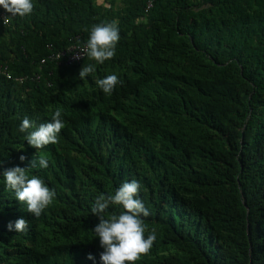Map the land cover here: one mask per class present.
Here are the masks:
<instances>
[{"label":"trees","instance_id":"1","mask_svg":"<svg viewBox=\"0 0 264 264\" xmlns=\"http://www.w3.org/2000/svg\"><path fill=\"white\" fill-rule=\"evenodd\" d=\"M117 1L2 9L0 63L12 79L0 75V173L24 167L56 197L35 217L0 174V264H93L88 254L101 264L91 204L133 179L150 212L145 235L156 232L135 264H264V0H155L147 13V0ZM111 21L115 54L84 79L88 56L50 58ZM109 74L120 83L106 95L95 80ZM57 109L58 142L29 146L20 120L39 125ZM18 218L26 230L8 231Z\"/></svg>","mask_w":264,"mask_h":264},{"label":"clouds","instance_id":"2","mask_svg":"<svg viewBox=\"0 0 264 264\" xmlns=\"http://www.w3.org/2000/svg\"><path fill=\"white\" fill-rule=\"evenodd\" d=\"M33 3L34 0H0V9L10 16L23 17L32 13ZM119 39V28L116 21L91 26L88 39L83 49L79 51L86 52L88 58L95 63L82 66L79 77L84 79L95 71L96 65L110 60L115 54ZM119 83L116 74H109L95 80L96 87L106 95H111ZM63 127L61 112L57 109L53 112L50 121L39 125H36L28 116H24L20 120L19 131L27 133L24 139L29 146L40 149L50 143L56 144ZM19 159L23 161L25 157L21 155ZM38 166L41 169L47 168L48 160L40 156ZM30 167H37V163L31 161ZM25 169L16 165L0 174L3 176L5 188L14 194L18 202L26 205L30 214L39 217L42 211L54 201L56 192L40 176L29 177ZM140 190L141 185L133 179L123 182L114 193L97 195L91 204L90 213L99 221L94 225L92 232L94 237L98 238L102 249L99 254L101 264H135L141 255L149 252L156 240L154 230L145 235L146 226L143 218L148 217L150 212L139 196ZM110 206L122 210L114 211L105 218ZM26 228L27 222L23 218H18L7 225L8 231L23 232ZM87 259L96 264L92 254H88Z\"/></svg>","mask_w":264,"mask_h":264},{"label":"built area","instance_id":"3","mask_svg":"<svg viewBox=\"0 0 264 264\" xmlns=\"http://www.w3.org/2000/svg\"><path fill=\"white\" fill-rule=\"evenodd\" d=\"M155 0H147L144 13H147L153 6V2ZM0 20L3 24H8V18L3 13L2 9H0ZM84 44H76L70 46L66 51L59 52L50 56L52 60L60 61L62 65H72L81 62L86 56V52L79 51L83 49ZM0 75H3L6 80L12 79V76L9 72V69L6 65L0 63ZM19 84L25 83L28 77H19L14 79Z\"/></svg>","mask_w":264,"mask_h":264},{"label":"crops","instance_id":"4","mask_svg":"<svg viewBox=\"0 0 264 264\" xmlns=\"http://www.w3.org/2000/svg\"><path fill=\"white\" fill-rule=\"evenodd\" d=\"M115 5H116V7H121V6H120V5H122V4H121V1H120V0H118V1L116 2V4H115Z\"/></svg>","mask_w":264,"mask_h":264}]
</instances>
